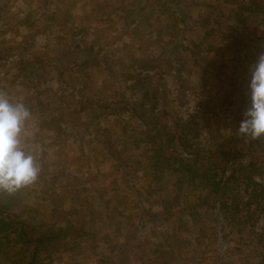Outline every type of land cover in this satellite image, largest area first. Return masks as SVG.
Masks as SVG:
<instances>
[{"label": "rangeland", "instance_id": "374dc122", "mask_svg": "<svg viewBox=\"0 0 264 264\" xmlns=\"http://www.w3.org/2000/svg\"><path fill=\"white\" fill-rule=\"evenodd\" d=\"M45 1L0 0V92L6 93L13 102H23L29 109L31 116L24 126L23 147L36 156L41 168L34 184L11 195L0 193V206L16 221L23 222L29 233L27 237L18 233L0 238V264H115L118 258L112 253L124 249L127 252L128 246L150 251L148 257L144 253L142 260L133 264H152L153 261H159L157 264H264V202L258 198L251 207L231 217V232L227 231L228 227L220 228L222 222L216 217L213 195L203 191L198 183L183 188L172 171L156 170L152 156L163 151L161 140L158 139L157 144H147L151 130L141 131L142 125L135 123L133 115L125 110L128 105H138L141 111L157 105L156 110L160 109L168 117L160 124H166L167 132L173 137L178 121L173 116H182L184 111L179 113V108L185 110L187 104L182 90H201L206 86L204 89L215 101H225L220 114L222 124L215 127V132L207 139L201 129L205 121L198 117V128L179 143L183 155L187 159L196 155L204 157V150L216 152L220 146L226 148L233 139L239 140L237 144L243 143L236 132L249 106L250 66L264 54V21L240 24L234 18L239 10L235 4L240 0H167V5L166 0H123L126 12L128 7L131 12L141 7L142 13L149 14L150 10L169 16L179 10H188L189 28L181 30L182 26L176 24L179 33L173 27V41L171 34L160 35L161 45L157 43L158 50L166 49L170 55L177 51L173 53L177 63L173 67L156 68L157 91L142 99L139 93L130 94L127 89L130 79L138 78L140 67L133 71L132 66L123 65L124 98L89 99L94 90L93 80L79 83V86L72 82L71 90L84 86V91L78 100L70 95L71 90L65 89L68 100L60 89L66 83L36 80L37 77H52L54 69L59 67H69V56L62 54L60 57L59 51H47V47L37 48L44 39L43 34L51 36L50 40L45 38L46 45L57 41L66 46L71 43L69 38L63 42L64 37L56 34V30L70 28L69 22L73 24L69 4L62 1L54 5ZM133 19L141 25L143 18ZM222 27L239 31L247 42L243 47L237 40L233 44L219 42L220 34L216 32L211 37L202 36L203 31L218 29L221 33ZM179 39L184 41L178 42ZM179 44L188 47L191 54L180 50ZM92 53H96L95 50ZM49 57L51 61L44 67L36 65L39 59ZM163 57L162 53L158 58ZM54 62L56 65L51 64ZM153 66L151 59V65L141 66V72L150 71ZM114 86L111 81L101 87L120 95V83L119 90L113 91ZM152 87H148L150 92ZM159 91H164L162 95L171 91L170 99L180 103L172 109L173 116L160 105ZM90 101H108L105 113L113 120L107 121L104 117L107 128L98 127L96 114L92 112L95 108L90 106ZM111 107H118L121 112L116 114V108ZM92 129L98 133L96 141L92 138ZM255 142L264 147V138ZM255 146L241 148V161H247L251 152L253 157L262 156L261 147ZM62 164H66L65 169L60 170ZM156 164L162 169L167 165L165 161ZM205 170L202 166L201 171ZM251 177L255 176L251 174ZM237 197L239 201L247 200L243 190L231 201ZM143 203H147L148 211L132 217L134 208L140 209ZM124 208L126 211L122 210ZM124 232L129 234L126 241L122 239ZM42 235L50 241L44 245L45 250L43 247L40 253L33 252L34 241ZM117 236L121 244L112 242ZM27 238L33 241L25 252L20 246Z\"/></svg>", "mask_w": 264, "mask_h": 264}, {"label": "trees", "instance_id": "16d2710c", "mask_svg": "<svg viewBox=\"0 0 264 264\" xmlns=\"http://www.w3.org/2000/svg\"><path fill=\"white\" fill-rule=\"evenodd\" d=\"M165 4L167 5V0ZM235 6L239 7V10L236 14H234L235 16H233L240 24H243L245 22L253 23L264 21V0H240L235 4ZM176 12L177 13L171 14L169 17V19L171 20L169 27H172V32L169 34H171L172 41V33H174L173 27L174 29L176 28V33H179V28L176 27V24H180L182 26L181 30L182 28L187 30L189 28L188 26L190 22L188 10L183 9L181 12ZM202 25H204V23H202ZM221 30V33L218 29L208 32L203 31L202 36H204V38H206L207 36L211 37L214 32H216L220 34L219 42L227 41L233 44V41L237 40L239 41V45H241L242 47L243 43L247 42V38L242 37L244 35H242V33H240L239 31H235L231 28L229 29L230 31H228L226 27H222ZM169 34L166 35L168 36ZM183 39H179L178 42L184 41ZM99 48L101 47H98L97 49ZM93 49L94 48L87 49V52L92 53ZM168 50L171 51V49ZM180 50L185 51L189 55L191 54V50L188 47H181ZM248 50H251L250 47H248ZM103 51L104 50H98V52L96 51V57L94 58V60H98L100 62H105L106 60L109 61L111 59L109 52H106L107 54H103ZM74 52L76 51L74 50ZM176 52L177 51H174L173 53ZM173 53L169 57L170 61H167V63H163L165 61L158 58L156 60V64L163 63L166 65H163L162 67H173L177 63L174 57L175 54ZM256 60L257 59H255V62ZM37 66L35 67L36 70ZM27 67L28 66H26V68ZM158 67V65H155L150 71L144 69L142 72V67H140L137 71L138 78L136 79V81H131L130 84H128L129 87H127V89L130 94L139 93V99L144 98L146 94L152 93L153 95L157 91V85L155 84L154 79L155 76L156 78H158V76L155 75L157 71L156 68ZM27 70L29 73L30 68H28ZM191 75H194L193 72H191ZM187 76H189V74ZM248 84L249 81L247 83V86ZM150 86H153L151 92L148 90V87ZM205 87H202L201 90L194 88H187L185 90H182V93L186 95L187 104L185 106V110L179 108V113H181V111H184L183 115L179 118L173 116L174 114L172 109H175L180 103L177 100L175 101L170 99L171 91H167V93L165 92L163 95L162 92L164 91H159V97L161 96L160 105H164L163 110L172 115L175 121L178 120L176 122L177 124L174 125L175 134L173 137L169 132H167L166 124H164V126L160 124L161 120H168V117H166L160 109H158V111L156 110L157 105H154V107L151 109H147L145 107L143 111L139 110L138 105H133L132 107L128 105V107H125V110L129 111L131 115H133L134 119L132 120H134L135 123L142 125L141 131H144L145 129L151 130L150 134L148 135L150 139H147V142H152L154 141V139L161 140L162 146L164 148H162L163 151H159L152 156V162L156 167V170L161 169L172 171L175 174V179H178L180 182H182L183 188H185V185L189 188L195 183H198L203 191H206L210 195H213V206L216 208L215 214L216 217L221 218H219V220L220 222H222L219 223V226L220 228L228 227L227 231L231 232V230L229 229L231 217L235 216L236 214H240L245 210L246 207H251L253 201L258 198L264 202V147H261V143L258 144L255 141H243V143L237 144L239 140L233 139L227 144L226 148L225 146H220L222 149L220 148L216 150V152L209 149L204 150V157L196 155L193 157H188L190 159H187L183 155L184 151L179 147V143L185 141V136L190 134V132L196 127L198 128V117L205 121L204 125L201 126V129L204 132V135L202 134L203 137L207 139L210 138V135L215 132L216 128H218L222 124L220 114L223 113L222 108L223 106H225V101H215V99L212 97L213 95L211 93H208L204 89ZM209 89H212V87H209ZM61 101L62 99L59 100V102ZM143 104L144 102H142L141 107L144 106ZM100 108L107 109L109 108V105H102L100 106ZM111 108H116V111L114 112L116 114H119L121 112L118 107ZM112 115L115 114L112 113ZM179 115L177 112L176 116ZM211 121L212 123H210ZM231 144H233L234 147H230ZM251 145H256V148L261 147L262 156H259V158H257L256 156L253 157L251 152L247 155V161H241V156L239 154L241 148H248ZM238 156L240 157V159H238ZM161 161L163 163L165 161L167 164L163 169L159 167V164H156L160 163ZM202 166L206 167L205 171H201ZM251 174L255 177H251ZM244 175L246 176V178L242 179L241 177H244ZM241 190H243L244 194L247 195V200L239 201V197H237L235 201H231L232 197L238 195ZM218 222L219 221H217L216 219L215 225H217ZM18 233L25 237H27L29 234L28 229L23 224V222L16 221L13 215L8 214L6 210H4V208L0 206V238H7V236L9 235H15ZM32 241L33 239L31 238L24 239L20 248L26 252L28 244H32ZM49 241L50 239L47 236L42 235L40 239L38 238L34 241L35 247L33 252L40 253L41 249ZM27 264L33 263L28 262Z\"/></svg>", "mask_w": 264, "mask_h": 264}, {"label": "crops", "instance_id": "0c3cea01", "mask_svg": "<svg viewBox=\"0 0 264 264\" xmlns=\"http://www.w3.org/2000/svg\"><path fill=\"white\" fill-rule=\"evenodd\" d=\"M62 1H65L69 4V11L70 15L72 16L73 24L69 22L68 24L70 28L68 27V29L64 31L56 30V34H59L60 37H64L63 42H67V38H69L68 41L71 40L70 45L66 46L60 41H57V43H53V45H50L48 43V47L46 45L45 38L50 40L51 36L50 34H43L44 39L37 44V48L42 47L43 49H45L47 47V51H50L51 49L53 51H59L60 57L63 56L62 54L69 56V67L68 69H62L59 67L56 70L54 69L52 77L49 76L47 79H44V77H37L36 80H41L42 82L43 80H46V82L48 81L50 83H66L64 85V88H62L59 84V86L61 87L60 89H62V93L65 97L67 96V93H65V89L71 90L70 88L72 87L70 86H72V82L78 83L79 86V83H89L94 80V90H92V92L90 93L89 99H106L108 97L118 98L119 96L124 98L126 95V79L123 65L132 66V70L134 71L137 70L138 67L145 66L147 64L151 65V59L152 65L158 66L166 65L163 63H167V61L170 60L169 57L171 55L167 53L166 49L162 48L158 50L157 43L161 45L160 35L166 36V34L172 32V27H169V17L171 14L169 16H166L165 12L156 13L150 10L149 14L142 13L140 12L141 7L139 9H136V11L132 9V12L128 7V12H126L125 8L122 7L124 5L123 0H46L45 2H52L54 3V5L55 3L58 5V3ZM44 7L45 5L43 6L42 4V9ZM43 11L45 12V9H43ZM179 12H181V10H179ZM136 17L143 18L141 21V25H137L135 19H133ZM134 34L136 35L135 38ZM98 47L101 48L97 49ZM91 48H94L93 52L94 50L95 52L96 50L97 52L98 50H104L103 54H107L106 52L109 51L111 59L109 61L106 60L105 62L94 60V58L96 57V53L87 52V49ZM74 50L76 52H74ZM158 51H160V53ZM156 52H158L159 55H157ZM49 53L51 54V52ZM162 53L164 57L159 59H163L165 62L156 64L157 58L159 56L162 57ZM51 56L55 61L54 55ZM119 58L121 59V61ZM49 61H51L50 57L47 60L46 58H44V60L39 59L36 62V65L44 67L45 63ZM118 61H120L119 64H117ZM51 64L56 65L55 62ZM92 64L96 66H91ZM90 67L93 68V70L90 71ZM111 81L115 83V88H113V91L119 90L120 83V95L116 92L114 93L107 91L106 88L104 90L102 89L103 86L106 87ZM131 81L135 82L136 80H130L129 82ZM67 84H69V86H67ZM83 88L84 86L78 87V89L75 90L72 89L70 95L79 100V98L81 97V91H84ZM66 99L69 100L70 98L66 97ZM102 105H108V101L100 103L90 101V106L95 108L92 110V112L96 114L95 121L100 129L108 127V125L103 122L104 117L107 121L111 119L106 115L105 109L100 108V106ZM64 106L63 108H67ZM101 116H103L102 120ZM95 130L92 129V138L94 141H96V139L98 138V133ZM157 143L158 140H154L152 142H148L147 144ZM65 165L66 164H62V166L64 167L61 166L60 170L65 169ZM52 172L53 171H49V173ZM147 206V203H143L140 209L136 210L134 208L132 217L134 215L144 214V212L146 213L148 211ZM124 207H126V205H124ZM109 210L111 211V208H109ZM122 210L126 211L125 208ZM142 219L141 221H144ZM148 235L152 237L151 233H149ZM128 236L129 234L124 232L122 239L126 241L128 240ZM112 240V242L116 241L121 244L119 236ZM145 246L148 245L145 244ZM124 250L114 251L112 253V256H114V258H118V262L116 261L115 264H133L135 262L141 261L144 253L145 257H148L150 255L149 249L145 248L138 250L135 247L129 248L128 246L126 248V251L130 252V255H127V252H125ZM138 256L139 258H136ZM124 258H126L127 261H124ZM157 262L159 261H153L152 264H157Z\"/></svg>", "mask_w": 264, "mask_h": 264}, {"label": "clouds", "instance_id": "9594fccd", "mask_svg": "<svg viewBox=\"0 0 264 264\" xmlns=\"http://www.w3.org/2000/svg\"><path fill=\"white\" fill-rule=\"evenodd\" d=\"M249 72V106L236 132L245 142L264 138V54ZM30 116L23 102H13L0 92V193L14 194L34 184L40 175L36 156L23 147L24 126Z\"/></svg>", "mask_w": 264, "mask_h": 264}]
</instances>
